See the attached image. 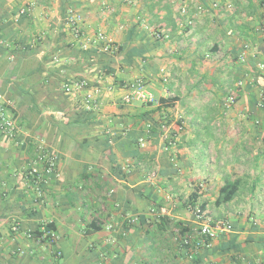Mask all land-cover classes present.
<instances>
[{
	"label": "crops",
	"instance_id": "crops-1",
	"mask_svg": "<svg viewBox=\"0 0 264 264\" xmlns=\"http://www.w3.org/2000/svg\"><path fill=\"white\" fill-rule=\"evenodd\" d=\"M134 1L0 0V94L19 125L0 133V264H264V0H194L207 11L189 4L183 30L174 0ZM68 10L117 50H82ZM76 81L101 90L88 111L85 90L64 92ZM139 81L158 104L121 103ZM224 186L234 194L217 205ZM206 219L231 231L183 247ZM44 226L55 246L36 239Z\"/></svg>",
	"mask_w": 264,
	"mask_h": 264
},
{
	"label": "built area",
	"instance_id": "built-area-1",
	"mask_svg": "<svg viewBox=\"0 0 264 264\" xmlns=\"http://www.w3.org/2000/svg\"><path fill=\"white\" fill-rule=\"evenodd\" d=\"M125 4L132 5L134 4V0H123ZM176 7L177 14L179 19L177 20V27L179 30H183L185 27H188L192 24V16L189 15V4L192 3V8L196 13H203L207 11L201 5L197 4L194 0H174L173 1ZM212 9H218V3H213L211 5ZM23 12V10L21 11ZM82 17L80 14L73 10H68L64 16V22L72 33L74 39L79 43V47L82 50L89 49L90 45L93 44L96 39L101 43V51L105 53H113L117 50L116 46L113 42L105 37L102 33H97L95 39L92 40L87 37L83 28H82ZM142 28L147 33L149 37L157 41H163L169 39V34L156 25H151L145 20L142 22ZM258 69H264V60L257 64ZM162 80L165 81L167 79V75L164 69H161ZM237 86H241V82L237 83ZM85 90V93L84 91ZM83 91V108L88 111L95 105L97 98L101 94V90L97 87H88L86 81H76L70 83L65 86L64 92L66 94H74ZM134 102H140L143 104H158V100H156L146 89L144 84L139 81L130 86V90L128 94H125L121 97V103L123 104H132ZM235 103V97L230 94L226 99L225 105L227 107L232 106ZM5 105H8V101L0 94V133L12 136L16 135L19 132L18 119L15 116L9 115L6 112ZM257 106L260 108H264V95H260L257 100ZM177 129H181V125H176ZM148 128L150 125L147 126ZM160 130L163 131V135L168 137L167 131L168 127L164 125L160 126ZM139 146L144 147L145 141L143 139L138 140ZM169 145L173 142L168 140ZM166 150V149H165ZM37 162H40L45 165V171L47 173L53 172L55 169V158L52 154H50L43 147H38L37 149ZM26 176L35 178L38 180V170L35 166H32L26 171ZM154 175L151 176V179ZM195 216L199 219L200 212L196 211ZM12 231L17 232L18 226H13ZM197 236L191 235H182L180 237V241L183 247H190L192 249H198L200 247H209L210 243L216 239L218 236L228 233L231 231V225L224 220H204L198 230ZM27 237H31V234H27ZM38 241H45L50 247L55 246L57 243V236L55 232L44 226L40 229L39 235L36 237ZM60 256L59 251H54V257L58 258Z\"/></svg>",
	"mask_w": 264,
	"mask_h": 264
},
{
	"label": "trees",
	"instance_id": "trees-1",
	"mask_svg": "<svg viewBox=\"0 0 264 264\" xmlns=\"http://www.w3.org/2000/svg\"><path fill=\"white\" fill-rule=\"evenodd\" d=\"M61 10L63 11V13H65L64 12V8H61ZM233 194H234V187H232V186H224V187H222L220 189L219 198L216 200V204L219 205V204H223V203H226V202L230 201V199L232 198ZM47 228H49V226H47ZM35 235L38 236L39 235V231H37V233Z\"/></svg>",
	"mask_w": 264,
	"mask_h": 264
}]
</instances>
